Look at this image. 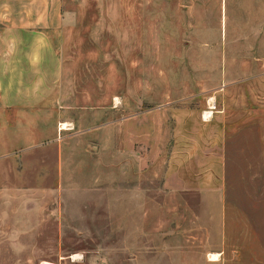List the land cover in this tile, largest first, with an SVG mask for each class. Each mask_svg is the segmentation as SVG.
<instances>
[{"label": "rangeland", "instance_id": "1", "mask_svg": "<svg viewBox=\"0 0 264 264\" xmlns=\"http://www.w3.org/2000/svg\"><path fill=\"white\" fill-rule=\"evenodd\" d=\"M219 3L64 0L70 19L62 35L16 37L0 30V45H53L54 51L43 53L61 62L52 91L65 86L80 94L69 104L96 109L97 126L124 124L123 131L102 130L107 141L95 153L68 140L66 150L75 156L66 158L64 179L39 180L36 174L18 179L26 188L16 195L2 196L0 264H264V174L256 182V203L240 202L250 218L251 240L237 235L242 228L229 229L217 260L207 256L213 250L198 223L197 195L173 191L166 179L172 107H192L203 119L205 110H216L209 96L226 86L227 92L251 95L257 139L264 131V14L231 19L229 7L222 13ZM2 54L10 59L17 53ZM42 71L44 81L56 77ZM86 94L93 98L83 99ZM143 114L145 131L137 134ZM82 126L77 123L75 130ZM72 131L69 124L60 133ZM37 159L28 158L34 164ZM51 170L47 163L34 172ZM253 238L259 251L249 256Z\"/></svg>", "mask_w": 264, "mask_h": 264}, {"label": "crops", "instance_id": "2", "mask_svg": "<svg viewBox=\"0 0 264 264\" xmlns=\"http://www.w3.org/2000/svg\"><path fill=\"white\" fill-rule=\"evenodd\" d=\"M261 1L220 0L219 10L223 13L224 7L227 12L229 7L231 19H256L257 14H264ZM63 3L64 0H0V30L16 37L62 35L66 31L65 21L70 19ZM252 29L251 34L256 35L257 27ZM52 50L50 44L21 41L0 45V202L2 196H14L16 189L26 188V184H18V179L31 180L36 174L39 180L64 179L66 158L69 162L70 156H75L66 150L68 140L80 146L83 143L82 149L89 146L95 153L107 141L101 137L102 130L124 129V124L97 126L96 109L71 106L69 102L81 98L75 91L66 90L65 86L61 91H52L57 84L55 68H61L60 60L51 62L43 58V53ZM56 51H59L57 46ZM3 52L17 54L8 59ZM35 52L42 54L34 58ZM44 68L56 77L44 81ZM214 94L209 96L208 103L216 105V110H210L211 114L204 119L192 107H172V153L166 179L172 180L173 191L197 195L199 226L207 236L208 248L213 250L210 253L221 256L229 229L242 228L237 235L248 240L244 242L253 236L250 218L240 202L256 203V182L264 174L261 172L264 171V131L258 133V140L255 134L258 111L249 93L227 92L226 86H220ZM92 95L82 98L92 99ZM72 114L74 118L67 117ZM143 118L144 114L137 118V134L145 131ZM80 122L83 126L75 130ZM63 123L72 125L74 131L61 135ZM159 128L153 125L154 130ZM83 135L87 136L85 140ZM20 147L26 151L15 154ZM38 148L40 151L35 155ZM32 156L38 158L35 164L28 160ZM47 163H52L49 175L34 172L36 166ZM249 244L252 246L248 252L252 256L259 251V245L254 238Z\"/></svg>", "mask_w": 264, "mask_h": 264}, {"label": "bare ground", "instance_id": "3", "mask_svg": "<svg viewBox=\"0 0 264 264\" xmlns=\"http://www.w3.org/2000/svg\"><path fill=\"white\" fill-rule=\"evenodd\" d=\"M211 114V111H205L203 112V119L209 117V115ZM208 120V119H207ZM61 129H69V124L68 123H63V127H61ZM208 259L209 260H217L219 255L217 253H208Z\"/></svg>", "mask_w": 264, "mask_h": 264}]
</instances>
